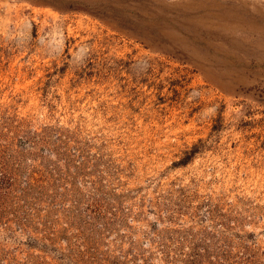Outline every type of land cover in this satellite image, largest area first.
<instances>
[{
	"label": "rangeland",
	"instance_id": "rangeland-1",
	"mask_svg": "<svg viewBox=\"0 0 264 264\" xmlns=\"http://www.w3.org/2000/svg\"><path fill=\"white\" fill-rule=\"evenodd\" d=\"M0 264H264V0H0Z\"/></svg>",
	"mask_w": 264,
	"mask_h": 264
}]
</instances>
